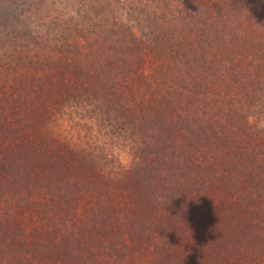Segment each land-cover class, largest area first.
<instances>
[{
    "label": "trees",
    "instance_id": "1",
    "mask_svg": "<svg viewBox=\"0 0 264 264\" xmlns=\"http://www.w3.org/2000/svg\"><path fill=\"white\" fill-rule=\"evenodd\" d=\"M89 1L81 43L0 0V264H264V0Z\"/></svg>",
    "mask_w": 264,
    "mask_h": 264
},
{
    "label": "rangeland",
    "instance_id": "2",
    "mask_svg": "<svg viewBox=\"0 0 264 264\" xmlns=\"http://www.w3.org/2000/svg\"><path fill=\"white\" fill-rule=\"evenodd\" d=\"M110 8V12L112 11L114 17H118L122 19L123 10L126 3H121L119 0H103ZM10 2V3H9ZM128 6L139 9L140 4L139 0H126ZM5 5L9 4L7 7V13L10 12L11 9L14 12L17 11V17L14 18L6 17V20L12 24L18 26L19 30L22 26H28L29 29H33L35 25H46L50 26L52 23H56L61 26H65L67 28L64 37H68V41H78L82 43V37H86L87 39L93 38L91 35V28L96 26V23L102 24L104 27H110V16L107 18V22H104V13L91 11L88 7V4L91 5L89 0H4ZM124 5V6H123ZM4 4L2 5V7ZM34 7L36 11H34ZM105 9V8H104ZM34 12V14H32ZM110 15V14H109ZM41 23V24H40ZM134 24V23H133ZM136 31V25H132ZM36 31V29H35ZM46 30L44 28H39V34H45ZM71 37V39H70ZM69 112V110H68ZM73 115L70 114V117ZM68 117L65 116L62 120L59 119L60 127L63 131L65 128L67 129L66 133L69 138H72V142L74 145L78 147H83L85 149H89L88 140L90 139L89 133L84 130L82 126V118L75 117L74 122L77 125L73 128H69L68 124L71 122L67 120ZM259 127L264 129V117L263 119L257 123ZM77 134V135H76ZM107 138L103 139H93L92 146L98 148V150H106L107 155L115 154L111 160V164H109L105 172L110 171L113 175L116 170H119L120 167L115 163L118 159V162L121 166H125L129 163L130 159L126 154L116 153L113 149L108 150V142ZM110 154V155H111ZM260 240H264L260 236ZM259 245V244H257ZM243 246H246V241H243Z\"/></svg>",
    "mask_w": 264,
    "mask_h": 264
}]
</instances>
